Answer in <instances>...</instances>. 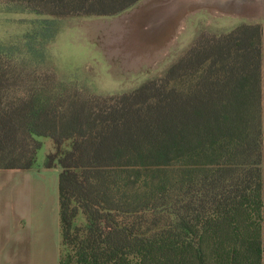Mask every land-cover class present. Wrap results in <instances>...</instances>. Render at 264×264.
<instances>
[{
    "label": "trees",
    "instance_id": "obj_1",
    "mask_svg": "<svg viewBox=\"0 0 264 264\" xmlns=\"http://www.w3.org/2000/svg\"><path fill=\"white\" fill-rule=\"evenodd\" d=\"M2 1L46 27L140 0ZM18 58L0 47V169L30 168L52 141L59 264H264V26L200 34L119 94Z\"/></svg>",
    "mask_w": 264,
    "mask_h": 264
},
{
    "label": "crops",
    "instance_id": "obj_2",
    "mask_svg": "<svg viewBox=\"0 0 264 264\" xmlns=\"http://www.w3.org/2000/svg\"><path fill=\"white\" fill-rule=\"evenodd\" d=\"M63 20L79 28L84 67L94 78L123 83L126 90L111 93L119 94L165 71L192 44L200 23L220 33L264 26V0H140L115 16ZM38 140L30 168L0 169V264H59L61 169L45 166L53 144Z\"/></svg>",
    "mask_w": 264,
    "mask_h": 264
},
{
    "label": "rangeland",
    "instance_id": "obj_3",
    "mask_svg": "<svg viewBox=\"0 0 264 264\" xmlns=\"http://www.w3.org/2000/svg\"><path fill=\"white\" fill-rule=\"evenodd\" d=\"M43 19L45 17L0 0V47L17 53L19 64L24 60L29 68L47 69L58 79L85 86L93 93L111 94L126 90L123 83L113 82L104 74L94 78L93 72L84 67L87 51L81 45L78 27L69 29V24H65L67 20L63 18H48L46 27H43ZM206 33L221 34L200 23L191 43L198 35ZM55 37H60L56 44ZM81 220L79 218L78 223Z\"/></svg>",
    "mask_w": 264,
    "mask_h": 264
}]
</instances>
